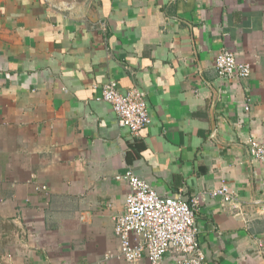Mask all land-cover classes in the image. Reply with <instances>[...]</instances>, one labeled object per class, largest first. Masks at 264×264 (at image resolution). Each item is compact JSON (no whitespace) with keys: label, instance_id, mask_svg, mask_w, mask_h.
Wrapping results in <instances>:
<instances>
[{"label":"crops","instance_id":"crops-1","mask_svg":"<svg viewBox=\"0 0 264 264\" xmlns=\"http://www.w3.org/2000/svg\"><path fill=\"white\" fill-rule=\"evenodd\" d=\"M223 49L250 77H219ZM110 81L146 93L138 136L97 100ZM250 139L264 141V0H0V264H128L129 171L201 197L205 264H264ZM223 184L236 209L209 198Z\"/></svg>","mask_w":264,"mask_h":264},{"label":"built area","instance_id":"built-area-1","mask_svg":"<svg viewBox=\"0 0 264 264\" xmlns=\"http://www.w3.org/2000/svg\"><path fill=\"white\" fill-rule=\"evenodd\" d=\"M215 65L219 77L228 81L244 80L252 73V65L239 61L229 49L218 54ZM97 100L109 103L119 126L128 128L134 136L150 125L149 107L143 91L134 89L123 94L117 83L110 81ZM247 145L251 156L264 165V141L250 139ZM119 178H124L130 186L126 210L115 219V235L121 241L120 257L128 264H138L146 255L151 264H162L167 253H171L177 264H205L197 228L201 197L189 200L162 197L149 183L130 171ZM208 195L211 199L220 198L234 209L239 205L236 193L226 184Z\"/></svg>","mask_w":264,"mask_h":264}]
</instances>
